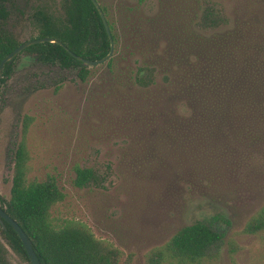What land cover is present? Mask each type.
<instances>
[{"label": "rangeland", "instance_id": "1", "mask_svg": "<svg viewBox=\"0 0 264 264\" xmlns=\"http://www.w3.org/2000/svg\"><path fill=\"white\" fill-rule=\"evenodd\" d=\"M60 1L12 0L6 30L19 43L33 39L32 9L57 7ZM187 1L100 0L109 8L120 43L112 66H96L86 81L76 69L59 70L22 56L0 87V200L10 196L14 152L22 143L27 179L54 178L64 195L50 211L52 223L85 224L119 251L117 264H146L150 250L198 221L222 235L206 264H264V231L244 232L250 217L264 206V148L248 153L237 149L236 163L227 166L219 154L209 161L220 167L211 180L203 174L195 179L184 150L158 130L155 111L146 109L152 95L144 98L127 83L145 49L144 37L132 33L130 25H145L174 5L172 15L189 12ZM213 3L227 17L238 5L237 0ZM77 167L91 168L99 185L75 187ZM216 215L221 218L212 221ZM2 242L4 264H30Z\"/></svg>", "mask_w": 264, "mask_h": 264}, {"label": "trees", "instance_id": "2", "mask_svg": "<svg viewBox=\"0 0 264 264\" xmlns=\"http://www.w3.org/2000/svg\"><path fill=\"white\" fill-rule=\"evenodd\" d=\"M97 1L116 50L119 33L109 8ZM237 1L231 17L213 0H188L189 12L172 15L174 5L147 19L145 25H130L132 33L144 37L145 49L142 61L128 72V86L136 87L143 97L152 95L146 109L155 111L158 130L171 136L179 151L184 150L194 166L195 179L203 174L211 180L220 167L209 161L214 162L219 154L227 166L236 163L234 154L240 149L248 153L264 148V0ZM12 7V0H0V62L20 44L5 28ZM29 20L34 38L58 43L25 48L4 66L0 87L22 56H33L38 63L59 70L76 69L77 77L86 81L96 66L84 67L70 52L87 60L101 59L109 52V38L91 0L36 6ZM162 42L165 46L160 49ZM113 61L112 56L107 66ZM157 76H161L160 83ZM25 157L20 143L14 152L10 196L0 200V207L30 239L40 263L117 264L119 251L96 238L85 224L52 223L50 211L64 195L54 178L29 181ZM240 159L247 160L243 155ZM75 174L73 185L77 188L99 185L91 168L77 167ZM220 218L216 215L212 221ZM263 231L264 206L244 228L248 234ZM221 240L222 235L210 223L198 221L181 227L162 246L150 250L146 264H206ZM2 241L29 262L17 233L5 221L0 223V264L6 256Z\"/></svg>", "mask_w": 264, "mask_h": 264}, {"label": "water", "instance_id": "3", "mask_svg": "<svg viewBox=\"0 0 264 264\" xmlns=\"http://www.w3.org/2000/svg\"><path fill=\"white\" fill-rule=\"evenodd\" d=\"M91 2L94 5V7L96 8V10H97V12H98V14L102 20L105 31H106L107 36L109 38L110 49H109V52L107 53L106 56H104L103 58L98 59V60H87V59H84V58L77 56V55L73 54L72 52H70V54L86 68H91V67H95V66L106 63L109 59H111V57L114 54V50H115V45H114V41H113L112 36H111L109 25H108L107 20H106L104 14L100 8V5H99L97 0H91ZM44 42L56 43L57 41L50 39V38L29 39V40L21 42L12 52L7 54L4 57V59L0 62V80H1L2 71H3L4 66L7 63L12 62V60L17 55H19L22 50H24L25 48H27L31 45L44 43ZM3 221L8 223L14 229V231L17 233V235H18V237H19V239L23 245V248L25 250V253L28 257L30 264H41L38 257L36 256L33 248H32V243H31L30 239L27 237V235L24 233V231L21 229V227L4 211V209H2L0 207V223L3 224Z\"/></svg>", "mask_w": 264, "mask_h": 264}, {"label": "flooded vegetation", "instance_id": "4", "mask_svg": "<svg viewBox=\"0 0 264 264\" xmlns=\"http://www.w3.org/2000/svg\"><path fill=\"white\" fill-rule=\"evenodd\" d=\"M22 51H23V50H22ZM22 51H21V52H22ZM19 55H20V54H19ZM17 56H18V55H17ZM17 56H16V57H17ZM12 61H13V60H12Z\"/></svg>", "mask_w": 264, "mask_h": 264}]
</instances>
